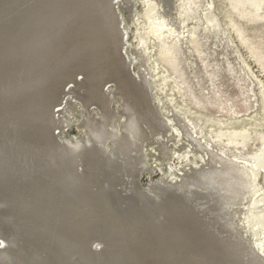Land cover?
I'll list each match as a JSON object with an SVG mask.
<instances>
[{
    "label": "bare ground",
    "instance_id": "obj_1",
    "mask_svg": "<svg viewBox=\"0 0 264 264\" xmlns=\"http://www.w3.org/2000/svg\"><path fill=\"white\" fill-rule=\"evenodd\" d=\"M18 1L17 3L19 4ZM23 1L26 2V4L27 2H29V0L27 1L23 0ZM6 2L2 1L4 5H6L5 4ZM14 2L12 1L13 5H15ZM21 2L22 1H20V3ZM106 2L107 0H43V2L39 1V3H36L35 5L32 4V8L28 11L25 8L26 11L21 12L19 10L20 9L22 10V8L21 7L19 9L17 8V10L20 13L19 14L17 13L18 15L16 17L13 16L15 17L14 20L16 19L15 21L13 20V22L10 20V18L12 17L11 15H13L14 12L16 13L17 10L15 11L12 9L10 13L12 11L14 12H12L10 15V18H9L10 22L4 19L5 22L7 21L9 23L8 24L6 23V25H4L5 22L3 23V25L0 24V192H1L0 196L2 194L4 198L3 200L5 203V208L9 211L8 214H10L9 216L11 215L17 216L20 222L23 223V224H20V227L23 225V227L27 228V230L32 229V227L35 226V229L33 230L35 231V233L34 232L33 233L36 234L37 236H41V235L44 236L50 233L51 231L53 232V228L61 226L60 223L64 224L67 227V225L71 221L70 220L68 221V218H67L68 216L67 217L65 216L66 218L63 219L62 215H73V214L78 215V214H83L85 212V211L82 212L83 211L82 206H84L88 202L86 200H91L93 196L91 195L92 196L91 197L89 195L88 193L89 189L88 191L87 190L86 191L88 193L87 195H89L90 197L84 194L83 186L86 185V183L85 184H81V183H83V181L88 182V180L85 179L86 177L84 176V172L87 173L86 175L92 176V178H94L96 174L102 173L105 176L107 175L108 177L113 178V179L117 178V176L122 172H127V174L129 173L132 174L135 171V168L137 167V165L141 163V157L137 154V151H136L137 143H138L137 141L139 139V142H140V138L147 136L145 134L146 132L143 133V131L141 130L142 124L145 125V127L147 128V130L144 129L145 131H147V133L148 132L152 133V131L154 130L156 131V129L158 130V128L160 129V124L158 121L159 119H157L158 117H156V114L154 111L155 109H152V107L149 105L150 97L148 98V95L146 94L147 90L144 88L145 86L143 87V84L139 80L138 82H136L137 83L136 84L134 81L131 80V78L128 77L127 75L128 72L125 71L123 64L118 63L117 57L114 54L115 48L113 49L110 46L112 37L108 35L109 29L107 28L110 27V25L109 26L107 25V23H109L108 20L106 19L107 14L105 13L106 14V16H104L105 19L101 18L99 14L100 9L109 10V6ZM11 4H9L8 8L12 6ZM227 4L229 7V10L233 11V13L238 18H240L241 20L245 22H253V21L259 22V20L264 19V0H227ZM0 5H1V0H0ZM4 5H2V7ZM2 7L0 8L2 9ZM11 8H13V6ZM7 10L9 11V9H7L6 7L5 12L7 13V16L5 14H4L5 16H3V14L0 13V17L8 18L9 14ZM149 10H151V8ZM259 10H262V12L258 13ZM2 12L4 13V11ZM110 12L112 13V11ZM15 13L14 15H16ZM229 15L230 14L228 13V16ZM160 19H159V22H160ZM237 22L231 18H229V21H228L230 27L233 28L238 40L243 45H245L247 50H249V54L252 56L254 61L257 64H259L262 72H264V56H263L264 54H261L259 47L257 46L253 47L254 46L253 44H252L253 46L249 45L248 39L245 37V35H243V29H241L242 27H240V25ZM156 29L157 28L152 27L151 34H155ZM109 33L111 34V32ZM155 35H156V38L159 40V44H160L158 48L159 49L158 50L159 60L167 66L168 74H171L172 76H174V78L177 79L179 84H181L182 86L181 88L184 90L183 93L185 92L189 93L188 100L189 99L192 100L191 104H194L201 111L205 110V111H210V112L212 111L218 112L220 109L221 110L227 109L226 106L230 104L231 105L230 110L229 108L227 109L228 113H230L229 115L238 114V113L241 114V112L245 113L248 111V109H252L251 107L253 105L250 104V100H252L251 99L252 93L249 94L250 92L248 89V87L250 88V86L248 85V83L250 82V79H249V82L246 84V80H245L246 78L245 79L242 78L246 74L245 71L241 69L242 74H244L242 75V77L240 76L238 77V75H236V77H234L233 79L231 78V75H235L236 73L240 72L239 69H237L238 72L235 71L234 66L236 64L232 66V63L230 64L227 62L226 65H223L219 61V59L215 58V55H213L214 53L213 54L211 53L213 57L212 55H210L212 58L211 60H208L207 62H206L205 57L203 58L202 56H199L200 58L201 57L202 58L200 59L201 61L200 60L198 61L199 63L202 62L203 66L201 67L202 69L199 68L200 70L198 71H200L201 74L203 72V75L202 76L201 74L198 75V77L201 76V78L200 79L198 78L199 81L195 79L196 81H198L197 85H195L194 87H191L190 89L189 88L190 83H189V86H187L188 83L185 82L186 77L184 76L185 72L183 70V67L179 66V63L175 61L176 56L174 57V54L170 46L167 45L164 39L159 38L157 34ZM202 50H205L206 52V48ZM205 52H202V53L206 55L207 53L205 54ZM202 53H200V55ZM216 57L218 56L216 55ZM224 60H226V58ZM73 72H75V74H81L80 75L81 79L77 81L76 85H78L77 86L78 89L83 90V97H85L86 100H95V102L97 101L101 105L100 111L101 110L102 111L100 112V114L102 118L99 116L100 121L103 118H106L108 116L109 117L113 116V115H109L111 113H108L107 111V108H108V106L106 105L107 99L102 94L103 91L101 92L102 90L101 88L104 82L103 80L105 77L108 79L110 76H112L113 79L115 78L116 82L112 78H109V80L112 79L115 82L116 87L115 86L114 87L116 88L117 93L121 95V98L123 101L122 102V105H123L122 112L125 116V121L122 125V131L120 130V132L119 130L116 131L113 128L110 129L109 131H104L100 127V125H96L97 124L96 123L95 126L93 125L94 127L90 129L91 132L89 131V134H90L89 138H91L89 139L90 141H87V142L79 141V142H70V143L66 142L63 144L62 148L58 146L51 147V146H48L40 142L39 138L41 139L40 135L42 134L43 130L49 131V129H52V128L48 129L49 127L48 124H49V121H51V116H52L51 110L49 109V104L55 98V93H56L55 91L58 90L57 88L58 82L62 80L63 77H64L63 80L60 82H63L65 78L69 80V78H67L66 75L71 74ZM185 83H186V86H185ZM207 88H211V89L209 93L204 91L205 93H207L206 95L203 93V90H206ZM179 90H180V87H179ZM261 90L263 91L262 97L264 98L263 88H261ZM85 99L83 101H85ZM224 113L226 114V112ZM90 121L91 120H89L88 122ZM95 121L97 122V120ZM105 123L106 122H104V125ZM14 130L20 131L21 132L20 135L22 138L17 139L18 135H14L15 133ZM255 130H252V131H255ZM8 131L11 132L10 135L13 136V140L15 139L16 145H18V147L21 146L23 148L22 154H21L22 155L21 159L23 162L21 163L20 161L19 167L17 163L18 162L17 157L11 151L12 147L10 148L11 141L8 140L9 139V136L7 134ZM222 131L225 132V130H222ZM259 131L255 132L256 133L254 137L255 141L257 140L258 142L260 141L264 143V132H259ZM27 132L28 133L32 132V133L29 134L30 136L27 134H26L27 136H24L25 135L24 133H27ZM250 133L244 127L240 130H237V131L235 130L231 132L230 134L228 133L229 135L225 134V135H228V138L227 140H225V143L227 145H234L235 143L237 145V143L239 144L244 143L248 139H250L251 137ZM222 134L216 135L215 137L217 139H220L221 137H223ZM33 135H36V136H33ZM253 136H254V133H253ZM104 138L106 139L111 138V140L114 143V147L112 148V153H113L112 157H108V156L105 157L106 155L105 156L103 155L104 149L102 148L103 146L102 139ZM49 147L51 148L49 149ZM45 152L52 153L51 160H50V166L45 165V163H48V162H43L45 154H46ZM53 154L55 155V157ZM78 155L79 157L81 156L82 161L85 164V167H84L85 169L81 171H77L75 169V164L77 163V161L76 163H74V161H75L76 156ZM254 155L255 154H253V156ZM57 161H58V164L62 163L63 165V167L62 165L61 166L59 165V167H62L61 171H59V169L56 170L58 168L56 167L55 170L59 171V173L53 170V167ZM256 161L258 160H255V162ZM40 163L41 165H43V167L40 165ZM49 170L51 173L53 171L52 174L54 175L56 174V176L54 177L48 176L47 172ZM225 170L226 171H224L223 173H220V171H218L219 174L216 175L215 177L212 176V173H211V176L203 175V177H205L206 180L205 181L203 180L204 182L201 184H203L205 189H203V191L201 189V192L197 193V196H196V198L199 200V204L202 210H200V208L195 209L197 207L193 208V205H191L192 203L191 204L189 203L190 202L189 199L188 201L185 200L184 198H187V197H183L184 194L180 192L177 193L178 191L177 192L172 191L170 193L169 192L163 193L162 198L160 200L158 199L159 201L147 202L146 208L142 206L146 210L144 209H141L143 211L138 210L139 211L138 215L143 216L142 217L143 222H144L143 224H146L148 227L146 228L145 227L146 225H145L144 228L148 229L155 236V237L153 236L154 238L153 241L156 242V245H158L159 247H162L161 248L162 252H161V249L160 251L155 249L156 247L158 248V246L154 248L152 245V248L158 251V253L161 252L163 254L162 257H163L164 264H264L262 260L253 258L252 253L249 251V249L245 247V245L241 242L239 238L238 239L240 241L231 236L232 232L229 229L230 226L229 228L227 227V225L225 226L223 223L224 221L222 222L219 216L217 215L212 216L210 220L208 219L207 220L210 221V223H214V225L216 224L217 227H222L223 228L222 230H225L226 233L225 235L223 234V236H221L222 238L216 232H213L214 231L213 228L215 226L213 225L212 227L213 230H212L210 226L208 227L209 222L207 223L206 221H204L202 219L203 218L202 215L201 216L199 215V214H208L209 211H213V210L216 211V213L212 212L211 214H217V211L222 212L219 209L223 205H226L225 203L228 202V204H230L229 202H233V200L237 199V197L243 195V192L246 187V183L244 181V175L242 173L244 170L242 169L243 171L241 170L242 171L241 172L239 169L233 166H227V169L225 168ZM82 175H83L84 180L82 179ZM99 185L102 186V184H99ZM94 189H97V188L95 187ZM102 190L100 191L103 192ZM95 193L94 195H96ZM86 196L88 199L86 198ZM192 196L193 195H191V197ZM100 198H103V197H99V199ZM143 200H145V198ZM102 202L103 201H101V203ZM89 204L91 205V203ZM103 205L100 207L101 210H98L99 213L98 212L97 213L102 216L109 215L110 213L105 214L104 210L108 208H106L107 206H105V204ZM138 206H141V205L139 204ZM2 207H4V205H2ZM92 208H95V207H92ZM135 209H136V206H135ZM206 209L208 210V213H206ZM94 212L96 211L94 210ZM130 212H129V215H133ZM85 213L83 214L84 217H85ZM98 214L96 217H98ZM88 215H91V213H88ZM8 217L6 216V218ZM58 217H60L63 222H60L61 221L60 220V221H57L59 223L56 224V219ZM12 218L14 217L12 216ZM151 218H153V221L155 219V222L153 224L151 222L152 220ZM9 219H11V217L8 218V220ZM224 219H225V216H224ZM12 220L14 219H11V221ZM19 220H14V221L19 222ZM90 220H93V218ZM88 221H89L88 218H87V221L85 219L86 223ZM4 222L2 226H4L5 224ZM91 223L92 222H90V224ZM95 224H98V223H95ZM69 225L72 226V224H69ZM2 230L0 232H2ZM97 230L99 229L97 228ZM134 230H136V227ZM90 231H85L86 233H79L80 234L79 242L78 243L73 242L74 244L72 246L74 249H77L78 254L75 257L73 256V258L67 257L66 259H68V262H66V264H96L95 255L93 252H90L89 247H88L89 245L88 243H90L88 241L90 240V237H91ZM92 231H93V228H92ZM8 232H11V230H9ZM143 232L144 231H142V233ZM62 233H64V231ZM126 233L130 234L132 233V231L130 232L126 230L124 235ZM34 234H32L31 237H33ZM132 234H130V236ZM72 235L74 234L72 233ZM126 235L128 238V234ZM57 236L59 235L57 234ZM78 237H76L77 240H78ZM137 237L139 238V235H137ZM209 238H212L213 240H215L214 245H211L212 248L216 250L214 252H212L211 248H209V251H208L207 248L211 247L210 245L208 244L205 245L206 243L205 240ZM34 239L36 240V238ZM52 239H51V242L53 241ZM65 239L67 240L68 238H65ZM196 240L199 243L198 245L200 246L203 245L202 247L203 249L200 248V250L197 251L194 248L198 246V245L197 246L195 245ZM26 241H30V238L29 240H26ZM33 241H32V244H33ZM148 241L150 243L151 239ZM148 241H147V244H148ZM139 242H142V241L140 240L138 241V243ZM145 242L146 241H144V243ZM12 243L13 241L11 242V244ZM38 244L40 245V243ZM60 244H58V246ZM123 244H125V242H123ZM123 244H121L122 246L119 248H116L117 247L116 246L115 247L116 249H113L110 252H108L106 256H102L104 257V260L102 259L101 264H129L128 261L127 262L124 261V259L126 258L124 257L125 255L124 253L126 252L124 251V247L126 245L124 246ZM58 246H57V249H58ZM16 247L14 249L12 248L14 250V253H12L13 251L12 252L9 251V253H11V256L12 254H15L12 259L14 264H37V260L34 261V259L32 260L31 258L26 257V255H24L25 253L22 255L23 249H22V252H20L21 250L17 251ZM52 247L54 246L52 245ZM55 247L52 249H55ZM40 248L42 249V247ZM46 248L49 249L50 247H47L46 245ZM67 248L70 249L71 247L70 248L67 247ZM142 248H143V245H142ZM149 248L151 247L149 246ZM61 249L64 250V245H63V248ZM140 250H141V247L139 249V252ZM6 251H8L7 248L0 249V264H5V262L7 261L6 253L8 252ZM145 251L149 252L148 250H145ZM26 252L28 251L26 250ZM111 252L112 254L113 252L114 253L116 252V258H115L116 260H110L108 258ZM150 252H152V250ZM33 253H34V250H33ZM31 254L32 253H30V255ZM101 254L103 253L101 252ZM141 254L142 253L140 252L139 255ZM126 256H128V254ZM135 256L133 257L134 259L136 258ZM143 256L146 257L147 255H143ZM64 257L66 256L64 255ZM154 257L157 258L156 256ZM51 258L53 257L51 256ZM60 258L58 257V259ZM140 258L142 259L141 256ZM147 258L151 259L150 256H147ZM53 259H56V255H55V258ZM54 261L52 263H54ZM139 261L140 260H137L138 263H140ZM142 261L144 260L142 259ZM149 263H151V261ZM57 264L59 263L57 262ZM134 264L136 263L134 262Z\"/></svg>",
    "mask_w": 264,
    "mask_h": 264
},
{
    "label": "rangeland",
    "instance_id": "obj_2",
    "mask_svg": "<svg viewBox=\"0 0 264 264\" xmlns=\"http://www.w3.org/2000/svg\"><path fill=\"white\" fill-rule=\"evenodd\" d=\"M2 1L6 2V0L5 1L1 0L0 7L4 5ZM10 1L7 0V2L5 3L6 5H4L2 9L0 8V11H1L0 13L3 14V16L5 15L7 16V13L5 12L6 7L7 9H9V11L7 10L9 14L8 18L0 17L1 25H3V23L5 22L4 19H6L9 22L11 20L13 22L14 18L20 13L19 11L21 12L26 11L25 8L28 11L32 8V4L35 5L36 3H39V1L43 2V0H29V2H27L26 4V2H24L23 0H20L22 1L21 2L22 4H21L20 1L18 0H12L13 2L15 1L14 3L17 6L16 7L15 5H13L12 1L11 2ZM17 1L19 2V4L17 3ZM7 3L9 4L12 3L11 5L13 6V8H11L12 7L11 5H10L11 9L8 8L9 4ZM106 3L109 6V10L100 9L99 14L101 18L103 19H105L104 16H106L107 14L106 19L108 20L109 23L107 22L106 23L108 26L110 25V27L107 28L109 29L108 35L112 37L111 38L112 44L110 43V46L113 49L115 48L114 54L117 57L118 63L123 64L125 71L128 72L127 73L128 77L131 78V80L134 81L135 83L138 82L139 80L143 84V87L145 86L144 88L147 90L146 94L148 95V98L150 97L149 105L152 107V109H155L154 111H155L156 117H158L157 119H159L158 121L160 124V129L158 128V130L156 129V131L154 130L152 131V133L151 132L147 133V131H145L147 130V128L145 127V125L141 123L142 126L144 127L143 128L141 126V130L143 131V133L146 132L145 134L147 136L140 138V142H139V139L137 141L138 143H137L136 151H137V154L141 157V163L137 165V167L135 168V171L132 174L130 173L127 174V172H122L123 174L120 173L117 176V178L113 179V178L108 177L107 175L105 176L102 173H98L96 174V176H94V178H92V176L86 175L87 173L84 172V176L86 177L84 178L88 180V182L83 181V183H81V184L86 183V185L83 186L84 194L87 195L89 193L90 196L91 195L93 196V197L91 196L92 199L89 198L91 200H86L88 202L84 206H82L83 208L82 212L84 211L86 212V213L84 212L85 217L83 215L84 213L78 214V215H74V214L73 215H62L63 219H65L68 216L67 217L68 221L69 220L71 221L69 224H72V226L68 224L66 227L64 224L60 223L61 225L60 227H56L57 229L53 228V232L55 231L57 232L53 233L51 231L50 233L47 234L48 236L47 235L37 236L36 234H34L35 231L33 230L35 229V226H33L32 229H28L29 231L27 230V228L23 227V225L20 227V224H23V223L20 222L17 216L15 215L9 216L10 215L8 214L9 211L5 208V203L3 200L4 198L1 194L0 196V200H1L0 201L1 202L0 203V219H1L0 231L2 229L3 230L2 232H0L1 234L0 235V249H3V248L8 249V251H6L8 253H6L7 261L5 262V264H9V263L14 264L12 259L15 254H12L11 256V253H9V251L10 252L13 251L12 253H14L13 249L16 247V245H17L16 247L17 251L21 250L20 252H22V249H23L22 255L25 253L24 255H26V257H29L32 260L34 259V261L37 260V264H51L54 260H55L54 261L55 264H57V262L59 264H66V262H68V259H66L67 257L73 258V256L75 257L78 254L77 249H74L72 246L74 244L73 242L75 243L79 242V238H80L79 233H86L85 231H90V230H91L90 231L91 237H90V240L88 241L90 242L88 243L89 244L88 247H89L90 252H93L95 255L96 264H101L102 259L104 260V257L102 256H106V254H108V252H110L111 250L121 247L122 246L121 244H123V242H125V244L123 245L124 246L126 245L124 247V251H126L124 253L125 254L124 257H126L124 261L126 262L128 261L129 264L131 263L134 264V262L136 264H145L146 262H147L146 264H155V263L164 264L163 257H162L163 254L161 253L162 247H159L158 245H156V242L153 241L154 235L148 229H146L148 227L146 224H143L144 223L143 218H142L143 216L138 215L139 213L138 210L143 211L141 209H144L147 207V202L159 201L162 198L163 193H167V192L170 193L172 191L173 192L178 191L177 193L180 192L184 194L183 197H187L184 199L187 201L189 199L190 201L189 203L190 204L192 203L191 205H193V208L197 207L195 209L200 208V210H202L199 204V200L196 198V196H197V193L201 192V189L202 191L203 189H205L203 184H201L206 180V178L203 177V175L211 176V173H212V176L215 177L216 175L219 174L218 171H220V173H223L224 171H226L225 168L227 169V166H233L239 169L240 171L242 169L244 170V171L242 170L243 172L241 171L244 175V181L246 183V187L243 192V195L239 196L240 198L237 197V199L233 200V202H229L230 204H228V202L225 203L226 205H223L219 209L222 212L217 211V214H211L212 212L216 213V211L213 210V211H209L208 213V210L206 209V213L208 214H199V215L200 216L202 215L203 217L202 219L204 221H206L207 223L209 222L208 227L210 226L211 229L214 223H210V221L208 220H210L212 216H216V215L219 216L221 221L222 222L224 221L223 223L225 226L227 225L228 228L230 226L229 229L232 232L231 236L237 240L240 239L241 242L245 245V247L249 249V251L252 253L253 258L262 260L264 262V150H263L264 143L260 141L258 142L257 140L255 141V138H254L256 134L255 132H258L259 130H260L259 132H264V98L262 97L263 91L261 90V88H263L264 90V72H262L259 64H257L252 58V56L249 54V50H247L245 45H243L238 40L233 28H231L228 23L229 18L235 20L236 22L239 21L237 23L240 25V27H242L241 29H243V35H245V37L248 39L249 45L250 46L254 45L253 47L255 46L259 47L261 54H264V45H263L264 44V19L259 20V22L258 21L245 22L241 20L233 13V11L229 10L227 0H107ZM20 7L22 8V10L20 9L18 11L17 8L19 9ZM150 8L151 10H149ZM12 9L15 11L16 10L18 11V12L16 11V13L12 11L16 15H14V13L13 15H11L12 12L10 13V11ZM2 11H4V13ZM110 11H112V13ZM261 12L262 10L258 11V13H261ZM228 13L230 14L229 16H228ZM10 15L12 16L11 17L12 19L10 18ZM111 16L113 17V19ZM159 19H160V22H159ZM7 21L4 23V25H6V23L7 24L9 23ZM152 27L157 28L155 34H157L159 38H162L164 39V41H166L167 45L170 46L174 54V57L176 56L175 61L179 63V66L183 67V70L185 72L184 76L186 77L185 79L188 82L185 79L184 80L186 83H188L187 86H189V83H190V87H189L190 89L191 87H194L195 85H197V82L203 75V72L201 74L200 71H198L202 69L201 67L203 66L202 62L199 63L198 61L202 57L203 58L205 57L206 62H207L208 60H211L213 55H215V58L219 59V61L223 65H226L227 62L230 64L232 63V66L236 64L234 66L235 71L238 72L237 69H239L240 72L236 73L235 75H231L232 79L236 77V75H238V77L239 76L242 77V75H244L242 74V70L245 71L246 74L242 78L243 79L246 78L245 79L246 84L249 82V79L251 82V83L250 82L248 83V85L250 86V88L248 87V89L250 92L249 94L252 93L251 95L252 100H250V104L253 105L251 107L252 109H248V111L245 113L241 112V114L238 113V114L229 115L230 113H228L227 109L229 108L230 110V107H231L230 104L226 106L227 109H224V110L222 109L223 111L220 109L218 112H213V111L210 112V111H205V110L201 111L194 104H191L192 100L191 99L188 100L189 93L187 92H185L186 94L183 93L184 90L181 88L182 87L181 84H179V82L177 81V79L174 78V76H172L171 74H168L167 66L159 60V57H158L159 49L158 48L160 44H159V40L156 38V35L151 34ZM109 32H111V34ZM195 39L197 42L195 41ZM204 42L206 43V45ZM116 46L119 50L116 48ZM205 48H206V52L205 50H202ZM201 51L207 54L204 55V53H202ZM200 53H202L203 55L202 54L200 55ZM211 53L212 54L214 53V54L212 55ZM210 55H212V57ZM216 55L218 57H216ZM199 56H202V57L200 58ZM225 58L226 60H224ZM200 74L201 76L198 77V75ZM80 75L81 74H75V72H73L71 74L66 75L67 78H69V80L65 78L63 82H60L63 80L64 78L63 77L62 80L58 82L57 84L58 90L55 91L56 92L55 98L54 100H52L53 102L51 101L49 104V109L51 110V115H52L51 116L52 122L49 121V124L52 126L48 124L49 126L48 129L49 128H52V129H49L50 132L48 130L42 131V134L40 135L41 139L39 138L40 142L48 146H51V147L58 146L62 148L63 144L66 142L70 143V142H79V141L81 142L90 141L89 139L91 138H89L90 137L89 131L91 132L90 129H92L96 123H97L96 125H100V127L104 131H109L112 128L115 129L116 131L119 130V132L120 130L122 131V125L125 121V116L122 112V106H123L122 102L123 101H122L121 95L117 93V90L115 88L116 87L115 78L113 79L112 76L109 77V78H112L115 82L112 79H110L112 80L110 81L109 78L107 79L106 77L103 80L104 82L101 88L102 89L101 92L103 91L102 94L107 99V102H106V105L108 106L107 111L108 113H111L109 115H113V116H110V117L108 116L106 118H103L100 121L99 118L100 117L102 118L100 114V112L102 111V110L100 111L101 105L97 101L95 102V100H86L85 97H83V90L78 89L77 87L78 85H76L77 81L81 79ZM195 79L198 81H196ZM259 82L261 85L259 84ZM186 83H185V86H186ZM179 87H180V90H179ZM210 89L211 88H207L206 90L208 91L203 90V93L207 95V93L205 92L209 93ZM84 99L85 101H83ZM83 102L85 103V105ZM224 112H226V114ZM89 120L91 121L88 122ZM95 120H97V122ZM103 121L106 122L105 125ZM243 127L246 128L249 131V133L252 130H255V129L256 130L250 133L251 137L246 142L240 143V144L237 143V145L236 143L234 145H227L225 143V140H227L228 135L235 130L237 131V130L242 129ZM227 128L230 130H228ZM221 129L225 130V132L222 131ZM10 131H8L7 133L9 136L8 140L11 141L10 148L12 147L11 151L17 157V161H18L17 163L19 167L20 161L21 163L23 162L21 159L23 148L21 146L18 147V145H16L15 139L13 140V136L10 135L11 134ZM14 132H15L14 135H18L17 139L22 138L20 135L21 134L20 131L14 130ZM31 133L32 132L24 133L25 134L24 136H27ZM184 133L185 134L187 133L188 135L186 134L187 135L186 136ZM253 133H254V136H253ZM221 134L223 136L221 137L222 139L221 138L217 139L215 137L216 135H221ZM225 134H228V135H225ZM33 136H36V135H33ZM104 139H102V145H103L102 148L104 149L103 155L104 156L106 155L105 157L107 156L112 157L113 156L112 148L114 147V143L111 140V138L110 139L104 138ZM51 147H49V149ZM45 153L46 154H45L43 162H48V163H45V165L50 166V160H51L52 153H49V152H45ZM252 153L255 154L256 156L255 155L253 156ZM249 155H251L252 157ZM78 157L79 155L76 156L75 161H74V163H76L77 161V163L75 164V169L77 171H81L85 169L84 168L85 164L82 161L81 156L79 158ZM255 160H258V161L255 162ZM59 165L61 166L62 163L58 164V161H57L53 167V170H55L56 167H58L56 170L59 169V171H61V168L63 167V165L62 167H59ZM41 166L43 167V165ZM56 170L55 172L59 173V171H56ZM47 173H48V176H51V177L56 176V174L55 175L52 174L53 171L51 173L49 170ZM246 174L248 175V177ZM82 179H83V175H82ZM97 184L98 185L102 184V186L99 185L100 186L99 187ZM95 187L97 189H94ZM86 190L88 191V193ZM100 190H102L103 192H101ZM94 193L96 195H94ZM191 195H193L192 196L193 198L191 197ZM99 197H103V198H100L101 199L100 200ZM142 198L143 199L145 198V200H143ZM101 201L103 202L101 203ZM99 202L101 205L99 204ZM195 202L197 203V205ZM89 203H91V205ZM103 204H105V206H107L106 208H108L104 210L105 214L110 213L111 215L109 214V215L102 216L98 214L99 213L98 210H101L100 207ZM139 204L141 206H138ZM2 205H4V207H2ZM135 206H136V209H135ZM92 207H95L97 210ZM86 210L88 211V213H91V215H88ZM94 210L96 212H94ZM128 211L129 212L131 211L130 213L133 215H129ZM97 214L99 218L96 217ZM6 216L7 217L9 216L8 218L11 217V219H14V220H19V222L14 221V220L11 221V219L8 220ZM12 216L14 218H12ZM92 216H94L96 220ZM224 216H225V219H224ZM87 218L90 222H92L91 224L89 221H88L89 223L87 222L88 224L85 222V219L87 221ZM92 218L93 220H90ZM151 219H152L151 222L153 224L155 222V219L154 221H153V218ZM60 220L61 218L58 217L56 219V224H58L59 222L57 221H60ZM9 221L11 222V224ZM3 222L5 223L4 226H2ZM60 222H63V221L61 220ZM95 223H98V224H95ZM144 226L146 228H144ZM214 226L215 227L213 228L214 229L213 232H216L220 237L223 236V234L225 235L226 232L225 230H222L223 229L222 227H217L216 224ZM133 227L134 229L136 227V230H134ZM67 228L70 230H68ZM92 228H93V231H92ZM97 228L99 230H97ZM9 230H11V232H8ZM124 230L125 231L128 230L130 232L132 231V233L133 232L134 233L133 234L130 233L132 234L131 236L129 233H126L128 234V238H127V235L126 234L124 235L125 233ZM60 231L62 232L64 231V233ZM142 231L144 232L142 233ZM56 233L59 236H57ZM72 233L74 235H72ZM2 234L3 235L5 234V235L3 236ZM32 234H34L36 237L34 235L33 237H31ZM137 235H139V238L137 237ZM28 236L30 238V241H26V240H29ZM64 237L68 238L69 240L68 239L66 240ZM76 237H78V240ZM34 238H36V240ZM39 238H41L42 240L45 238L46 239L42 241ZM147 238L148 240L151 239L152 241V243L150 241L151 245L149 241L147 240ZM51 239L53 240L52 242H51ZM140 240L142 242H139L140 243L139 244L138 241ZM12 241L13 243L11 244ZM32 241H33V244H32ZM144 241H146L145 242L146 244L144 243ZM147 241H148V244H147ZM205 241H206L205 245L208 244L211 246V245H214L215 240H213L212 238H209ZM38 243H40V245ZM60 243L62 244V246ZM44 244H46L47 247H50V248L49 249L46 248V245ZM51 244L54 247L60 244L58 246L59 250L57 249V246L55 247V249H52L54 247H52ZM138 244L141 247V250H140V252L142 253L141 255H139L140 247ZM198 244L199 243L196 240L195 245L197 246ZM63 245H64L65 251L61 249L63 248ZM142 245H143V248H142ZM152 245L154 248L158 246V248L156 247L155 249L158 251H160L161 249V252L158 253V251L152 248ZM137 246L139 249L137 248ZM149 246L151 248H149ZM198 246L194 247L197 251L203 247V245L201 246L198 245ZM40 247H42V249ZM67 247L69 248L71 247V248L68 249ZM209 248H211L212 252L216 251L212 248V246L207 248L208 251H209ZM73 249L76 253L73 251ZM26 250L28 252H26ZM33 250H34V253H33ZM44 250H46L49 254ZM145 250H148L149 252ZM151 250L152 252H150ZM51 251L52 253L54 252L53 253L54 255L51 253ZM101 252L104 255L101 254ZM30 253L32 254L30 255ZM127 254L128 256H126ZM55 255H56V259H53L55 258ZM64 255L66 257H64ZM143 255L150 256L152 260L150 258H147V256L144 257ZM48 256L50 259L48 258ZM51 256L53 258H51ZM134 256L136 258L137 257L140 258L141 256L144 261H142L141 258L134 259L133 258ZM154 256H156L157 258H155ZM46 257L48 258V260ZM58 257L59 258L61 257V258L58 259ZM108 258L110 260H116L115 259L116 252L115 253L113 252V254L111 252ZM148 259L151 261V263H149L150 261ZM137 260H140L139 261L140 263H138Z\"/></svg>",
    "mask_w": 264,
    "mask_h": 264
}]
</instances>
